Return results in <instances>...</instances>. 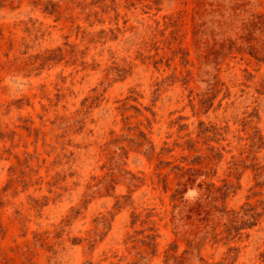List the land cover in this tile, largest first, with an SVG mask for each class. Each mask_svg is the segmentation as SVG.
<instances>
[{
    "label": "rangeland",
    "instance_id": "1",
    "mask_svg": "<svg viewBox=\"0 0 264 264\" xmlns=\"http://www.w3.org/2000/svg\"><path fill=\"white\" fill-rule=\"evenodd\" d=\"M0 264H264V0H0Z\"/></svg>",
    "mask_w": 264,
    "mask_h": 264
}]
</instances>
